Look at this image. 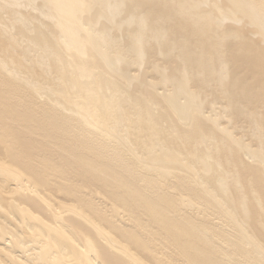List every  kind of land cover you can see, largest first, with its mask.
I'll list each match as a JSON object with an SVG mask.
<instances>
[{
	"label": "bare ground",
	"instance_id": "bare-ground-1",
	"mask_svg": "<svg viewBox=\"0 0 264 264\" xmlns=\"http://www.w3.org/2000/svg\"><path fill=\"white\" fill-rule=\"evenodd\" d=\"M0 264H264V0H0Z\"/></svg>",
	"mask_w": 264,
	"mask_h": 264
},
{
	"label": "rangeland",
	"instance_id": "rangeland-1",
	"mask_svg": "<svg viewBox=\"0 0 264 264\" xmlns=\"http://www.w3.org/2000/svg\"><path fill=\"white\" fill-rule=\"evenodd\" d=\"M148 62L149 63H151L152 62V59H150V60H148ZM145 67H147V65H145V66H142V68L139 70V71H135V67L134 68H131V74L132 75H140V76H144L145 77V79L147 80V81H153V74L151 73L152 72V70L151 69H147V70H144L145 69ZM40 105V104H39ZM87 192V191H86ZM97 192V191H96ZM95 192V193H96ZM98 193V192H97ZM96 193V194H97ZM120 217H122V215L120 216Z\"/></svg>",
	"mask_w": 264,
	"mask_h": 264
}]
</instances>
